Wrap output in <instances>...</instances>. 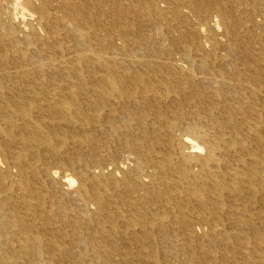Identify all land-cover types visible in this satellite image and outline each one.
<instances>
[{
    "label": "bare ground",
    "instance_id": "1",
    "mask_svg": "<svg viewBox=\"0 0 264 264\" xmlns=\"http://www.w3.org/2000/svg\"><path fill=\"white\" fill-rule=\"evenodd\" d=\"M0 264H264V0H0Z\"/></svg>",
    "mask_w": 264,
    "mask_h": 264
}]
</instances>
